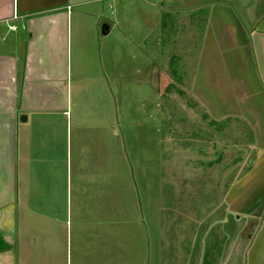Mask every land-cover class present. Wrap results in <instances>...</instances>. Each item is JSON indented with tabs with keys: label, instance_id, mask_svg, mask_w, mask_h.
Wrapping results in <instances>:
<instances>
[{
	"label": "rangeland",
	"instance_id": "rangeland-1",
	"mask_svg": "<svg viewBox=\"0 0 264 264\" xmlns=\"http://www.w3.org/2000/svg\"><path fill=\"white\" fill-rule=\"evenodd\" d=\"M140 1L105 0L100 8H82L88 25L97 17L117 23L105 39L112 45L103 62L109 84H72L65 95L73 128L77 124L88 135L91 125H108L113 181L94 183L90 172L81 178L66 161L58 169H26L30 181H17L15 214L0 211V241L7 245L0 248V264H70L80 219L74 213L89 210L95 212L91 226L104 218L97 213L110 214V242L143 245L148 264H195L202 220L209 228L218 221L228 234L225 244L235 242L227 259L242 250L253 223L241 216L253 210L255 197H264V158L254 171L260 185L242 184L254 166L253 149L264 152V145L250 144L257 136L264 143V81L253 62L258 48L250 47L248 12L239 0ZM69 3L74 20L77 9ZM263 29L261 21L254 30ZM74 30L73 24L75 38ZM130 30L132 37L126 35ZM235 37L240 45L248 41L250 50L243 54ZM74 56L73 50L71 79ZM38 126L31 115L21 127L33 136ZM237 196L245 198L233 205Z\"/></svg>",
	"mask_w": 264,
	"mask_h": 264
},
{
	"label": "crops",
	"instance_id": "crops-1",
	"mask_svg": "<svg viewBox=\"0 0 264 264\" xmlns=\"http://www.w3.org/2000/svg\"><path fill=\"white\" fill-rule=\"evenodd\" d=\"M71 1L77 9L74 20L69 11L70 0H0V211L6 210L7 216L14 215L16 211L17 181L21 177L24 181H30V175L24 173L26 169L40 172L42 169L57 168L66 161L70 167L73 166L74 173L80 172L78 175L81 178H86L81 176L82 173L85 175L90 172L87 176L94 183L99 180L101 184L110 185L113 181L114 150L105 137L108 125H91L92 133L88 135L77 124L73 128L72 118L66 115L65 95L72 84L79 88L85 83L95 86L109 84L110 74L103 70V62L106 52L112 50V45L105 39L111 35L117 23L105 18L101 21L97 17L93 19L92 25H88L87 18L82 17V8H100L99 4L105 0ZM239 3L248 12V26L252 29L249 33L250 47L253 45L258 48L253 51V62L258 63L264 81V29L260 32L254 30L261 21L264 23V0H239ZM144 4L155 5L154 1L142 0L139 3ZM122 7L120 5V9ZM149 23L143 22L146 33L150 32L147 29ZM73 24L75 38L72 35ZM157 24L158 21L153 26ZM91 27L93 32L87 36L89 33L86 29L90 30ZM126 35L132 37L133 30L126 32ZM236 35L237 32L232 34L233 37ZM236 37L233 38L236 47L243 54L246 50L248 52L249 42L246 47L242 46L241 40L237 41ZM5 41L7 45L3 44ZM3 46L6 49H2ZM73 50L78 57L74 56L76 77L71 79ZM100 63H103L101 67ZM88 64H92L91 69L80 73L81 68L88 67ZM24 115L27 117L25 120L22 119ZM31 115L39 118V126L33 136L26 127H21L28 124ZM62 122L64 126L60 125ZM255 138L251 145H264L263 137ZM253 150L256 151L255 164L253 161L250 163V167L252 164L254 166L241 181L249 188L260 185V177L254 171L264 158V152L256 148ZM32 152H36L35 161ZM116 152H119L120 158V150L116 149ZM32 163L38 165L32 166ZM244 198L237 196L232 204L236 205ZM254 199L253 210H247L241 216L253 223V227L248 228L242 250L237 254L231 253V258L227 259L236 246L234 237L232 245L229 242L225 244L228 237L223 232L225 227H220L216 221L214 228H209L202 220L199 223L202 232L195 264H264V197ZM94 213L92 210L74 213V219H80L72 223L73 229H78V232L74 233L75 244L70 245L73 253L70 264H148V260L143 259V245L134 244L133 248L128 242H110L112 225L105 222V217L110 214L97 213L104 218L91 226ZM222 223L224 221L220 225ZM209 239L214 242L207 243ZM5 242L11 249L10 243L7 240ZM134 250L137 252L136 257L129 258L130 251Z\"/></svg>",
	"mask_w": 264,
	"mask_h": 264
},
{
	"label": "trees",
	"instance_id": "trees-1",
	"mask_svg": "<svg viewBox=\"0 0 264 264\" xmlns=\"http://www.w3.org/2000/svg\"><path fill=\"white\" fill-rule=\"evenodd\" d=\"M243 44L242 45H245V47L248 45V42L246 41V40H244L243 42H242ZM175 73L173 72V75H174ZM171 86H173V85H171ZM177 91H178V93H180V94H183V92L180 90V89H178V88H175ZM7 247V245L4 243V242H1L0 241V248L2 249V250H4V248H6Z\"/></svg>",
	"mask_w": 264,
	"mask_h": 264
},
{
	"label": "flooded vegetation",
	"instance_id": "flooded-vegetation-1",
	"mask_svg": "<svg viewBox=\"0 0 264 264\" xmlns=\"http://www.w3.org/2000/svg\"><path fill=\"white\" fill-rule=\"evenodd\" d=\"M237 26H238V25H237ZM235 29H236V28H235ZM238 29H239V33H238V35H239L240 37H242V34H243V33L240 32V28H239V26H238ZM238 29H237V31H238ZM239 36H238V37H239Z\"/></svg>",
	"mask_w": 264,
	"mask_h": 264
},
{
	"label": "water",
	"instance_id": "water-1",
	"mask_svg": "<svg viewBox=\"0 0 264 264\" xmlns=\"http://www.w3.org/2000/svg\"><path fill=\"white\" fill-rule=\"evenodd\" d=\"M22 119H24V120H25V118H22Z\"/></svg>",
	"mask_w": 264,
	"mask_h": 264
}]
</instances>
